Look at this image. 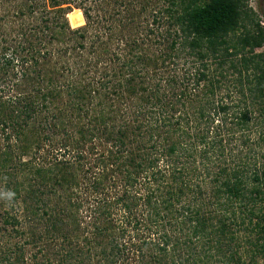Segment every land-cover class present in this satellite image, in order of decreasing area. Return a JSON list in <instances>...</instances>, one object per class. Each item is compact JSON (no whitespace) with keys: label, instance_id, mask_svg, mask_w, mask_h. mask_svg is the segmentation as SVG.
<instances>
[{"label":"trees","instance_id":"obj_1","mask_svg":"<svg viewBox=\"0 0 264 264\" xmlns=\"http://www.w3.org/2000/svg\"><path fill=\"white\" fill-rule=\"evenodd\" d=\"M0 6V264H264V24L247 0ZM152 226L120 263L128 229Z\"/></svg>","mask_w":264,"mask_h":264},{"label":"rangeland","instance_id":"obj_2","mask_svg":"<svg viewBox=\"0 0 264 264\" xmlns=\"http://www.w3.org/2000/svg\"><path fill=\"white\" fill-rule=\"evenodd\" d=\"M247 4L252 9V11H254L258 15L261 24H264V0H247ZM1 9L2 8L0 6V10ZM76 10H80V9L74 8V9L71 10V12H75ZM81 13H82V11H81ZM74 14H77V12L74 13ZM74 14H72V15H74ZM82 16H83V14H82ZM69 18H70V16H69ZM67 20H68L69 25L72 28H76V27H79V26H82V25L85 24L84 17H83V23H81V25H79V26H74L72 24V22H71V19H70V22L72 24L71 25L70 22H69V19H68V15H67ZM98 30H99L98 25L93 23L88 28V32H87L88 36H91L92 34L96 33V31H98ZM77 61H79V60H77ZM71 63L72 62L69 61L66 64L70 65ZM63 75H64V77H60L59 78L60 83L64 82L63 78H65L68 74L64 73ZM116 217L122 218L120 213L117 212V209H114L113 210V224L112 223L111 224L112 225L115 224L117 226L119 224V221L116 220ZM82 220H83L82 224H86L89 221L88 218H83ZM156 228H158V227L152 226V231H150V228H143V227H142V229L141 228L140 229L129 228L128 229V233H129L128 235H130V236L128 237V235H127V236H125L124 240H121L122 242L125 243L126 249L124 251V254L122 255L123 257H121L120 263H139L138 259L141 257V255L146 256V253L148 252V250L150 248L148 246H145V245H142L141 248H139V247L136 248L135 246L139 245V244L141 245L142 244L141 241L146 236H147V238H149V237H155L156 238L157 234L154 232V229H156ZM116 230H118V229H116ZM170 234L176 235V237L178 236L177 235L178 234L177 231H175V232H171L170 231ZM32 250L33 249H31V248H27V250L25 251L26 256H28L31 253L30 251H32ZM184 251L185 250L183 249L181 254L185 255ZM196 251H199V249H197ZM74 259H71L70 262L75 263L76 259L75 260ZM96 259H97V257L95 256L93 259H91V263H97ZM259 262L263 263V261L261 259H259Z\"/></svg>","mask_w":264,"mask_h":264}]
</instances>
